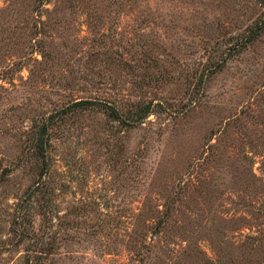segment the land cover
I'll use <instances>...</instances> for the list:
<instances>
[{
    "label": "rangeland",
    "instance_id": "374dc122",
    "mask_svg": "<svg viewBox=\"0 0 264 264\" xmlns=\"http://www.w3.org/2000/svg\"><path fill=\"white\" fill-rule=\"evenodd\" d=\"M0 264H264V0H0Z\"/></svg>",
    "mask_w": 264,
    "mask_h": 264
},
{
    "label": "trees",
    "instance_id": "16d2710c",
    "mask_svg": "<svg viewBox=\"0 0 264 264\" xmlns=\"http://www.w3.org/2000/svg\"><path fill=\"white\" fill-rule=\"evenodd\" d=\"M261 27V25H259V27L257 29H259ZM258 31V30H257ZM257 31H254L253 33H251V35H249L248 40H252L256 37V35L258 34ZM88 103L91 104H95L92 100H77L73 103V106H83L86 105ZM104 105V104H103ZM106 105V104H105ZM139 108H137L136 111H130L127 110L124 114V119H122L123 122H125L127 125L133 124L136 121H139L140 119H143L150 111V103H146V104H141L138 106ZM109 109V113L110 116H116V117H120V114L114 109H110L109 107H107ZM47 134V128L42 126V129H40L38 136L36 138V142H35V153L40 156V157H45V147L47 145V141L48 139L45 137ZM45 164V163H44ZM42 170L39 173V180H37L35 182L36 186L40 185V179L41 177L45 174H43Z\"/></svg>",
    "mask_w": 264,
    "mask_h": 264
}]
</instances>
